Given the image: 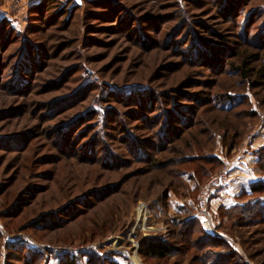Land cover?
<instances>
[{
    "label": "rangeland",
    "instance_id": "rangeland-1",
    "mask_svg": "<svg viewBox=\"0 0 264 264\" xmlns=\"http://www.w3.org/2000/svg\"><path fill=\"white\" fill-rule=\"evenodd\" d=\"M46 2L47 12L6 17L19 31L29 25L27 44L11 35L0 45V264H28L12 257V243L38 250L39 264H57L65 253L83 254L85 263L88 252L120 264H203L209 243L199 232L179 235L189 217L203 228L210 219L203 230L229 243L223 264H264L262 216L228 211L264 200L249 189L264 180L254 154L264 147V80L251 78L253 86L228 65L245 49L264 53L243 45L244 34L264 42V0ZM24 46L31 57L17 66ZM15 73L23 87L12 88ZM227 93L231 100L213 108L211 94ZM174 111L193 121L195 114V123L165 128ZM140 150L152 162L138 160ZM214 155L223 163L204 165ZM225 166L243 186L206 192ZM157 237L172 255L145 258L143 243Z\"/></svg>",
    "mask_w": 264,
    "mask_h": 264
},
{
    "label": "trees",
    "instance_id": "trees-1",
    "mask_svg": "<svg viewBox=\"0 0 264 264\" xmlns=\"http://www.w3.org/2000/svg\"><path fill=\"white\" fill-rule=\"evenodd\" d=\"M46 1L47 0L40 1L39 4L30 7L29 11H28L30 16H32V14H35V13H41L44 11L47 12L48 10H50L49 4ZM69 1H71V0H69ZM69 1L67 0V2H69ZM75 7L76 6H73L72 8L75 9ZM74 9H71L70 13H72V11ZM29 18L32 21V18L31 17H29ZM249 23L250 22L248 21V23H246L243 26V28L244 29H245V27L247 28ZM249 27H250V25H249ZM28 28H29V25L27 26V29H25V32L19 31L12 24V22L9 19L0 15V45H1V47H4L6 45V42L9 39L8 37L11 35L13 37H15L18 41H20V40L26 41L25 44H27L28 40L26 38V33H28ZM262 30H264V29H262ZM262 33L264 34V31H262ZM244 36H245V34L243 35V40H244L243 45H252V46L258 47V48H262V49L264 48V42L263 43L260 42L256 45H253V44H251L252 42L249 43V41H248L249 39H247L246 37L244 39ZM247 50L248 49H245L242 52L240 58L236 61L237 63L233 62V63H230L228 65L231 66L233 68V70H235V72L238 73V76H240L241 80H244L245 82H249L253 86H257L256 85L257 83L255 81L250 82L249 80H251V78L261 79L262 81L264 80V62H262V60H261V57L264 56V53L261 54L260 57H257V55H253L252 53H246V52H249ZM17 53H19L18 57L20 60V63L18 62L17 66L22 65V67H23L27 63L28 59H30V57H31L29 54V49H27V47L24 46V47H22L21 51L16 50L15 54L17 55ZM20 56H21V58H20ZM211 60L214 61V59H211ZM21 62H23V63H21ZM214 62H216V63H214L213 65L217 64V65H215L217 67L222 66V63L220 61L215 60ZM258 62H261V63H260V65L256 66V64ZM3 63H6V65H8V67H9L11 64H13V60L7 59ZM39 66L40 65L38 64V62H35V63H33V66H32L33 68L31 67V69L35 70ZM17 68L19 69V67H17ZM31 69L27 68L25 71V75H29L30 78L33 77V74L31 75ZM221 71H222L221 68L217 70V72H221ZM16 72H17V70H16ZM15 77L20 78L19 76H16V73H15ZM15 77L13 78V81H12L13 82L12 88L23 87L24 84L26 83L25 82L26 79L20 78L22 81L19 82V79L15 78ZM144 88L145 87H140V90H139L140 93H138V94H139V96L141 95V97L146 98V96L148 97V94H146L147 91L145 94L143 93V92H145ZM28 89H30V88H28ZM17 92H19V91H17ZM131 93L132 92H130V94ZM229 93H227L225 95H220L221 97L219 96L217 98H213L212 94H211V97L209 100L211 103L213 102V106H214L213 108L220 110V109H218L219 107L217 106L218 102L215 100L223 101V102H225L227 100H231V97H230L231 95ZM135 94L133 93L132 98H135ZM149 99L152 100L150 96H149ZM241 104H239V105H241ZM192 109L193 108H189V107H181L180 110H182V112L190 113L192 111ZM231 109L232 108H230L229 110H231ZM226 111H228V110H226ZM95 112H97V111H95ZM257 114H258V112L256 110H252L249 113V116L256 117ZM170 115H171L170 116L171 118L167 115L168 116L166 119L167 121H166V124H164L165 128H169L168 127L169 125H167V122L174 121V120L175 121L177 120L179 123L183 124L184 127H187L189 125L192 126L195 123V116H196L195 114L193 115L194 121L192 118L189 119L190 118L189 116L183 117V115H180L179 111L171 112ZM190 122L192 125L190 124ZM74 130H75V128H74ZM180 133H181V131L176 132L174 134V137L177 135L179 136ZM163 139H166V135H162L161 140H163ZM130 141H131L130 147H132V140H130ZM142 145L146 148H152V149L155 146L151 142L150 143L142 142ZM222 147H223V145H222ZM66 148H67L66 151L68 153L74 154L76 152L75 149H73V144H71L69 147H66ZM160 149H162V146L160 148H157V151ZM140 151H142V152H140ZM140 151H138V152H139V155H141L142 157L138 158V160H141L143 158V159H146L148 162H152V160H153L152 159V157H153L152 153H151L152 155H146L143 152V150H140ZM254 154L257 157V164H256L257 167L259 169H261L262 172H264V147H261L260 149L256 150ZM89 155L93 156V149H90ZM204 159H205L204 165H210V166L219 165L220 166L223 163L222 160L216 155H214L212 157H205ZM112 163H113V161H112ZM212 170L213 169L211 168V169H205V171H202L205 174L204 177L213 176L214 172ZM215 189H221V187H218ZM249 189H250L252 196H263L264 195V180H259L255 183L250 184ZM262 203L261 202L247 203V204H243L240 207H235L233 209H230L228 211L231 212V214H233V212H239V214H237V215L247 216L249 219H252L253 215L254 216L261 215L263 219L262 220H256V222L257 221H264V200H262ZM49 216H51V215H49ZM201 224L202 223H200V221L197 217H189L182 223V226H181L182 229H180L181 234H179V235L182 238H184V235L188 236L191 233L197 234V232H199V234L203 238L202 240L208 242L209 247H211V249L205 251V253L202 255L201 260L203 261V264H209V263L216 264L215 262H217L219 264H223L224 260L228 257L227 255H225V252L223 250L231 252V249H230L231 246H229V243H227L226 241H224L220 238H217L215 236H212L211 234H209V232H205L203 230L204 228ZM11 245H10V247H11L10 250H12V252H11L12 257H14V259L17 261L19 260L18 259L19 257H22L24 259V256H25V259H24L25 263L39 264L41 262V260L43 259V255L41 253H39L38 250H35L34 248L28 247L26 244H19L18 245V244L12 243ZM203 248H206V247H203ZM213 248H215L216 250L215 251L212 250ZM172 253L173 252H172L171 245H170V243H168L167 239H165V238L157 237L156 239H149L146 241V243L145 242L143 243V256L145 258H152V259L161 260V259H166V258L170 257L172 255ZM82 255L83 254L79 255V254H75V253H70V254L65 253V254L59 255L56 257L57 264H120L119 262L114 260L112 256L103 259L102 257L90 254L89 252L87 255L88 256L87 261L85 263H83Z\"/></svg>",
    "mask_w": 264,
    "mask_h": 264
},
{
    "label": "crops",
    "instance_id": "crops-1",
    "mask_svg": "<svg viewBox=\"0 0 264 264\" xmlns=\"http://www.w3.org/2000/svg\"><path fill=\"white\" fill-rule=\"evenodd\" d=\"M39 2H40V0H17V1L12 0L11 3L7 5V7H3L2 5L0 6V14L2 16L8 17L9 19L13 18L15 15H19L20 18L17 21H15V22H19V21H21L22 16H23V20H24V14L26 15L28 9L31 6L38 4ZM15 18H16V16H15ZM22 23H25V22L23 21ZM14 24L18 28V25L16 23H14ZM232 176H233V174H232ZM232 176H231V184L226 189L227 191H230L232 188H235V187L240 188L241 186H243V183L239 182L237 180V177L232 178Z\"/></svg>",
    "mask_w": 264,
    "mask_h": 264
},
{
    "label": "built area",
    "instance_id": "built-area-1",
    "mask_svg": "<svg viewBox=\"0 0 264 264\" xmlns=\"http://www.w3.org/2000/svg\"><path fill=\"white\" fill-rule=\"evenodd\" d=\"M231 183V170L228 166H225L223 171L217 175H215L214 177L211 178L210 182L207 185L206 188V192L208 191L209 188L211 187H228ZM207 194V193H206ZM205 200L206 197L203 196V200H202V206H201V211L204 212L205 211ZM204 219V228H209V224L211 223L210 219H206L205 217ZM23 240L22 237H17V240ZM73 249H69V251H71ZM64 252V251H62Z\"/></svg>",
    "mask_w": 264,
    "mask_h": 264
},
{
    "label": "water",
    "instance_id": "water-1",
    "mask_svg": "<svg viewBox=\"0 0 264 264\" xmlns=\"http://www.w3.org/2000/svg\"><path fill=\"white\" fill-rule=\"evenodd\" d=\"M77 5H82V0H73Z\"/></svg>",
    "mask_w": 264,
    "mask_h": 264
}]
</instances>
